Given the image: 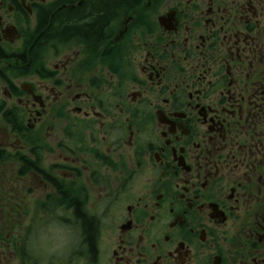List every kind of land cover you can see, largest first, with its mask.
<instances>
[{
    "label": "flooded vegetation",
    "instance_id": "flooded-vegetation-1",
    "mask_svg": "<svg viewBox=\"0 0 264 264\" xmlns=\"http://www.w3.org/2000/svg\"><path fill=\"white\" fill-rule=\"evenodd\" d=\"M96 1L0 0V264H264V0Z\"/></svg>",
    "mask_w": 264,
    "mask_h": 264
},
{
    "label": "trees",
    "instance_id": "trees-1",
    "mask_svg": "<svg viewBox=\"0 0 264 264\" xmlns=\"http://www.w3.org/2000/svg\"><path fill=\"white\" fill-rule=\"evenodd\" d=\"M124 1L132 2L133 0H97L93 6L94 12L92 14L86 15L87 19L84 21L89 22V21H94L95 19L97 24H99L102 18H105L115 8L121 6ZM97 30L99 31V27L97 28ZM76 211L78 212L77 208ZM90 227L91 226L89 225L86 226L87 230L89 231L88 232L89 235L92 234V232L90 231Z\"/></svg>",
    "mask_w": 264,
    "mask_h": 264
},
{
    "label": "rangeland",
    "instance_id": "rangeland-1",
    "mask_svg": "<svg viewBox=\"0 0 264 264\" xmlns=\"http://www.w3.org/2000/svg\"><path fill=\"white\" fill-rule=\"evenodd\" d=\"M52 229V228H51Z\"/></svg>",
    "mask_w": 264,
    "mask_h": 264
}]
</instances>
